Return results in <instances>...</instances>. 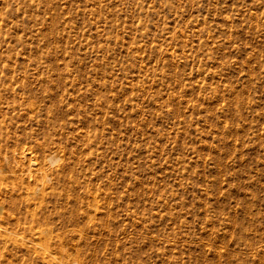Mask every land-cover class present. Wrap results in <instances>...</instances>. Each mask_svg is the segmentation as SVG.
Returning <instances> with one entry per match:
<instances>
[{"label": "rangeland", "instance_id": "1", "mask_svg": "<svg viewBox=\"0 0 264 264\" xmlns=\"http://www.w3.org/2000/svg\"><path fill=\"white\" fill-rule=\"evenodd\" d=\"M0 89V264H264V0H0Z\"/></svg>", "mask_w": 264, "mask_h": 264}, {"label": "bare ground", "instance_id": "2", "mask_svg": "<svg viewBox=\"0 0 264 264\" xmlns=\"http://www.w3.org/2000/svg\"><path fill=\"white\" fill-rule=\"evenodd\" d=\"M2 83V82H1ZM4 86V85H3ZM4 87H7L6 85L4 86ZM3 87V88H4ZM1 90V89H0ZM8 91V90H7ZM6 92V91H5ZM7 93V92H6ZM14 94V93H13ZM0 97H2V96H0ZM5 98V97H4ZM7 98V97H6ZM0 100H1V98H0ZM5 100V99H4ZM1 113V112H0ZM2 115V114H1ZM2 120V119H1ZM1 124H4L3 122H1ZM1 128H3V127H1ZM3 136V135H2ZM42 144V143H41ZM61 151V150H60ZM65 152V151H64ZM31 155H33V154H31ZM30 155V156H31ZM55 155V154H54ZM28 156V155H27ZM47 158V157H46ZM28 159V158H27ZM32 159V158H31ZM48 159V158H47ZM57 159V158H56ZM54 161L55 160V157L53 156V155H51V156H49V160H46V161ZM58 160V159H57ZM31 162V161H30ZM36 163V162H35ZM64 176V175H63ZM32 177V176H31ZM61 177V176H60ZM15 178V177H14ZM69 183V182H68ZM6 188H8V187H6ZM5 188V189H6ZM11 188V187H10ZM39 188V187H38ZM46 188V187H45ZM5 189L3 190L4 192H5ZM28 189V188H27ZM7 190V189H6ZM7 191H9V190H7ZM37 191V190H36ZM85 191V190H84ZM1 192V191H0ZM89 192V191H88ZM9 193H10V191H9ZM42 193H43V191H42ZM63 193V192H62ZM76 193V192H75ZM84 193V192H83ZM98 194L100 193V192H97ZM84 194H86V193H84ZM93 194V193H92ZM1 195V194H0ZM77 195V194H76ZM75 195V196H76ZM9 196V195H8ZM16 196V195H15ZM87 196V195H86ZM38 198V197H37ZM36 198V199H37ZM106 198V197H105ZM11 199V198H10ZM40 199H41V197H40ZM88 200H92V205H90V207L91 206H93L94 208H96L97 207V203H96V201H97V199H96V201H95V199L93 198V199H89V197H88ZM105 200V199H104ZM103 200V201H104ZM0 201H1V199H0ZM10 201V200H9ZM83 201V200H82ZM86 202V201H85ZM98 202H99V200H98ZM1 203V205H0V208H1V206H2V202H0ZM39 203H40V201H39ZM113 204V203H112ZM81 205V204H80ZM99 205H100V203H99ZM64 207V206H63ZM78 207V206H77ZM35 208H37V207H35ZM89 208V207H88ZM93 208V209H94ZM111 208V207H110ZM3 209V208H2ZM85 209V208H84ZM90 210L92 209V207L91 208H89ZM36 210V209H35ZM47 210V209H46ZM46 210H45V213H46ZM0 211H1V209H0ZM29 211V210H28ZM27 211V212H28ZM92 211V210H91ZM91 211H89V213L91 212ZM93 211H95V210H93ZM2 212H3V210H2ZM2 212H1V214L0 215H2ZM86 212H88V210H86ZM24 213V212H23ZM33 214V213H32ZM93 214V213H92ZM97 214V213H96ZM12 215V214H11ZM128 215V214H127ZM13 216V215H12ZM22 216V215H21ZM27 216V215H26ZM83 216V215H82ZM91 216V215H90ZM89 216V217H90ZM14 217V216H13ZM17 217V216H16ZM61 217V216H60ZM80 217V216H79ZM86 217H87V215H86ZM88 217V218H89ZM134 217V216H133ZM2 218H3V216H2ZM42 218V217H41ZM75 218V217H74ZM21 219V218H20ZM87 219V218H86ZM132 219V218H131ZM14 220V219H13ZM76 220V219H75ZM88 220H90V219H88ZM87 220V221H88ZM10 221H12V220H10ZM15 221V220H14ZM86 221V220H85ZM21 222V221H20ZM45 222V221H44ZM58 222V221H57ZM63 222V221H62ZM65 222V221H64ZM91 222V221H90ZM107 222V221H106ZM12 223V222H11ZM88 223V222H87ZM86 223V224H87ZM110 223V222H109ZM17 224V223H16ZM20 224V223H19ZM46 224V223H45ZM106 224V223H105ZM10 225V224H9ZM13 225V224H12ZM21 225H22V223H21ZM90 225V224H89ZM38 226V225H37ZM36 226V227H37ZM87 226V225H86ZM93 226V225H92ZM9 227V229L11 228L10 226H8ZM16 227H17V225H16ZM30 228V230L31 231H34V233L37 235V238H39L40 239V245H41V250H40V248L38 249V250H40V254L42 255V257L41 258H44L45 260H47V262L49 261L50 263H52V264H57L56 262H55V260L54 259H52L53 258V256H51L52 254H50V251H52L51 249L52 248H54L55 247V249H57V251L59 252V253H63V254H66L67 253V249H65L66 247V245L65 246H63V244H62V242H61V240H59L58 238V235H57V233L56 234H52V230H51V228L49 227V226H47V225H43V226H40L39 225V227H37V228ZM20 228H21V226H20ZM52 228H54L53 226H52ZM105 228V227H104ZM19 229V228H18ZM55 229V228H54ZM60 229V228H59ZM84 229V228H83ZM19 230H21V229H19ZM77 230H79V229H77ZM26 231H27V229H26ZM30 231V232H31ZM62 231H63V229H62ZM64 231H66L65 229H64ZM80 231V230H79ZM21 233H22V230L20 231ZM28 232H29V228H28ZM54 232V231H53ZM58 232V231H57ZM84 232V231H83ZM71 233V232H70ZM95 233V232H94ZM63 234H64V232H63ZM86 234V233H85ZM104 234V233H103ZM0 235H3V233L2 234H0ZM29 235V234H28ZM73 235V234H72ZM78 235H79V232H78ZM80 235H83V234H80ZM24 236V235H23ZM27 236V235H26ZM69 236V235H68ZM4 238H5V236H3ZM65 237V236H64ZM75 237V236H74ZM7 238V237H6ZM35 238V237H34ZM56 238L58 239V240H56ZM70 238V237H69ZM72 238V237H71ZM85 238V237H84ZM91 238V237H90ZM32 239V238H31ZM73 239V238H72ZM71 239V240H72ZM76 239V238H75ZM100 239V238H99ZM14 240V239H13ZM12 240V241H13ZM30 240V239H29ZM33 240V239H32ZM94 240V239H93ZM4 241H5V239H4ZM65 241V240H64ZM67 242H68V240H66ZM23 242H25L24 240H23ZM29 242H31V241H29ZM67 242L65 243V244H67ZM71 242H73V241H71ZM77 242H78V240H77ZM77 242H76V244H77ZM32 243V242H31ZM69 243V242H68ZM106 243V242H105ZM20 244V243H19ZM33 244V243H32ZM70 244V243H69ZM73 244V243H72ZM74 244H75V240H74ZM73 244V245H74ZM20 246V245H19ZM51 246H53V247H51ZM71 246V245H70ZM78 246V245H77ZM76 246V247H77ZM7 247V246H6ZM26 247V246H25ZM65 247V248H64ZM69 247V246H68ZM83 247H84V245H83ZM88 247V246H87ZM34 248V247H33ZM73 248H75L74 246H72V248L71 249H73ZM13 249H14V247H13ZM55 249H53V250H55ZM69 249V248H68ZM78 249V248H77ZM11 250V249H10ZM26 250V249H25ZM74 250V249H73ZM12 251V250H11ZM20 251V250H19ZM35 251V250H34ZM72 251V250H71ZM77 251V250H76ZM78 251H79V249H78ZM27 252H29V251H27ZM36 252L37 251H35V252H33L32 254H36ZM31 253V252H30ZM29 253V254H30ZM38 253V252H37ZM76 253H78V252H76ZM93 253V252H92ZM18 254H20V252L18 253ZM39 254V253H38ZM79 254V253H78ZM96 254V253H95ZM17 255V254H16ZM62 256V255H61ZM70 257V256H69ZM10 258V257H9ZM41 258H40V260H41ZM55 258V257H54ZM63 259V258H62ZM66 259H67V257H66ZM110 259V258H109ZM10 260V259H9ZM44 260V261H45ZM65 260V259H64ZM13 261V260H12ZM29 261V260H28ZM112 261V260H111ZM26 262V261H25ZM33 262V261H32ZM59 262H62L61 260L59 261ZM67 262H68V260H67ZM105 262V261H104ZM37 264H38V262H37ZM42 264V263H41ZM46 264V263H45ZM70 264V263H69ZM73 264H80V262H79V260L78 259H76V257H74V259H73ZM92 264H93V262H92Z\"/></svg>", "mask_w": 264, "mask_h": 264}]
</instances>
